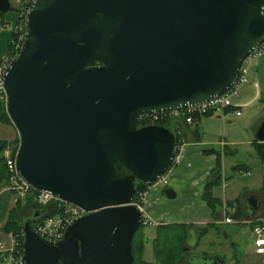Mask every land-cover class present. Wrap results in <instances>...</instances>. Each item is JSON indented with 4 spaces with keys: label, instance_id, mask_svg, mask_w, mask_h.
Returning <instances> with one entry per match:
<instances>
[{
    "label": "water",
    "instance_id": "water-1",
    "mask_svg": "<svg viewBox=\"0 0 264 264\" xmlns=\"http://www.w3.org/2000/svg\"><path fill=\"white\" fill-rule=\"evenodd\" d=\"M263 4L32 0L23 46L4 73L7 111L21 139L18 173L88 213L58 241L32 225L43 209L24 218L22 264H136L137 186L168 171L179 124L138 127V114L225 92L243 58L264 42ZM11 7L0 0V13ZM257 139L264 142V122ZM164 193L176 197L172 188ZM246 201L259 208L256 195Z\"/></svg>",
    "mask_w": 264,
    "mask_h": 264
},
{
    "label": "crops",
    "instance_id": "crops-1",
    "mask_svg": "<svg viewBox=\"0 0 264 264\" xmlns=\"http://www.w3.org/2000/svg\"><path fill=\"white\" fill-rule=\"evenodd\" d=\"M259 70V65H256L252 69V73L250 72V82L243 87L240 97L234 100L235 103L240 105L238 109L242 110L240 116L236 114V108L229 107L207 115L203 114L198 119L195 118L193 123L182 120L176 126L178 133L181 135L178 143L184 147V158L179 165L172 166L170 169L171 179L168 187L175 191L177 204L168 202L164 198V187H161L155 192L159 196V200L149 199L147 201L146 207L151 216H156L160 218L159 220L163 221L161 208L173 205L177 207L178 212L169 215L170 218L174 219L172 223H186L190 229H203L199 227L200 225H198L199 228L195 226L197 225L195 220L187 219L194 218L197 215L194 212L189 217L187 210L197 207H209L202 197V191H204L206 182L210 178L214 179V177H218L220 172L222 183L218 186H222L225 189L228 183H230V179H228V182L226 181L227 178L234 175L246 177L254 174L257 177L255 184L260 183L259 188L252 187L251 189H246L242 193L244 200L240 201V196L236 197V194L232 196L226 190L219 198L215 194L214 187L212 190L214 195L223 203L219 205V211H217V207L215 211L209 207L210 216L213 219L209 221L204 218L200 223L205 224L207 222L208 224L215 222L220 226L225 225V223L217 221L220 216H223L224 203L229 206L235 204L237 206V215L235 217L239 218L235 219L236 222L227 224H238L241 228H247L251 225L247 226L243 220H247L249 217L256 221L264 218V191L261 189L264 180L262 176L264 163H261L255 149V144L260 142L257 139V131L261 123L258 127L257 125L264 115H257L253 110L248 111L250 108L258 106V102L262 100L264 83H262V86V80L256 75L260 72ZM250 112L251 116L245 117L246 113ZM254 115H256V118L252 120L251 117ZM235 117L239 119L240 123L238 125L235 124L238 121H235ZM224 120L226 122L229 120L231 127L228 128L227 124L223 126ZM228 172H232V175L231 173L228 174ZM148 194L150 195V193ZM249 195H256L259 198V208L255 211L250 210L246 203V198ZM209 233L212 234L214 232ZM225 237H228V234H225ZM231 245L236 247L234 241L231 242ZM255 255L258 257L264 256L256 254V252Z\"/></svg>",
    "mask_w": 264,
    "mask_h": 264
},
{
    "label": "built area",
    "instance_id": "built-area-1",
    "mask_svg": "<svg viewBox=\"0 0 264 264\" xmlns=\"http://www.w3.org/2000/svg\"><path fill=\"white\" fill-rule=\"evenodd\" d=\"M17 3L18 21L15 27L16 39L12 40L14 45L7 51L6 55L0 62V99L7 103L8 94L4 86V73L10 64L13 57L21 50L25 39V20L29 11L32 0H15ZM260 9L264 12V4L260 6ZM2 26L0 25V29ZM260 57H264V42L259 44L257 48L251 51L246 57L243 58L241 63L239 74L236 81L231 84L228 89L216 97L210 98L203 103L192 105L177 110L158 111V112H144L139 115L138 126H145L150 124H158L161 121H187L193 123L195 116L214 113L224 108H236V114L240 116L242 110L240 105L235 103L234 100L240 97L243 87L250 82V71L253 62ZM21 145V139L18 143L7 142L1 150V158L5 162L9 171V180L6 183H0V193L10 192L13 193V199L15 204L19 200L26 199L31 189L33 188L29 183L20 177L17 169V159L19 155V149ZM184 147L181 144H177L175 157L169 170L161 175L153 184L161 185V187L169 186V175L172 166L179 165L184 158ZM152 185V184H151ZM151 185H148L146 189H140L137 191L133 200L140 211L142 212V222L145 225H159L154 222L150 212L147 210V201L150 193ZM37 203L41 206L47 205L53 201L56 206V213L53 215H45L39 218L34 225L36 232L42 237L50 241H58L63 238L66 233V229L73 222V220L80 216L87 214L83 208L64 201L63 199L56 197L55 195L39 191ZM237 206L224 203L223 216L217 220L220 223H234L236 218L233 215L236 213ZM246 225L253 224V238L256 254L264 255V218L259 220H252L248 218L243 220ZM24 250L23 234L20 231L9 232L5 239L0 238V264H22L21 258Z\"/></svg>",
    "mask_w": 264,
    "mask_h": 264
},
{
    "label": "rangeland",
    "instance_id": "rangeland-1",
    "mask_svg": "<svg viewBox=\"0 0 264 264\" xmlns=\"http://www.w3.org/2000/svg\"><path fill=\"white\" fill-rule=\"evenodd\" d=\"M10 2H11V6H12L11 9L7 12L0 13V25L2 26V28L0 29V62H1L2 58L4 57V55H6V53L8 51V45L13 38V35L15 33V27H16L17 21H18L17 3L15 0H10ZM256 65H259V67H260V70H259L260 72L256 75L260 80H262L261 81V84H262V83H264V57H260L259 59L255 60L253 62L252 66H251V71H250L251 73H252V69ZM262 86H263V84H262ZM261 97H262V100L258 102L259 105L256 107L254 106V107L250 108V110H248V111L253 110L254 112L257 113V115L258 114L264 115V89H263V95ZM249 116H251V112L246 113V115H245V117H249ZM235 118H236L235 121L238 120L235 124L238 125L240 123L239 119H238V117H235ZM251 118H252V120L255 119L256 115L252 116ZM263 121H264V117L259 120L257 127ZM225 124L228 125V128L231 127L229 120H227V122H226V120H224L222 125L224 126ZM0 139H6L7 142L11 141V142L18 143L20 140V135L18 133L16 126L14 124H4V123L0 122ZM230 173L232 175V172H228V174H230ZM262 176L264 177V172H263ZM170 179H171V175H169V179H168L169 182H170ZM228 179H230V183H228V186L226 189L223 188L222 186H218V185L215 186L214 191H215V194L217 196H219V198L221 197V195L224 194V192L226 190V191H228L227 193H231L232 196L235 194L237 195L236 197L240 196V201H242V200H244L242 197V193L246 189H251L252 187L259 188V185H260L259 182L257 184H255L256 179H257L255 174L252 176H246V177L234 175L232 177L227 178L226 179L227 182H228ZM3 183L4 182H2V184ZM160 188H161V185L152 184L148 200L153 199V200L158 201L159 196H157V194H155V192H157V190ZM37 196H38V194L35 195V198ZM164 196H165L164 198H166V200L168 202H173V204H175V205L177 204L176 203L177 199L168 198L166 195H164ZM24 200H26V199H24ZM36 202H37V198H36ZM52 203H54V202L51 201L48 203V204H50L49 205L50 207L53 206ZM16 204H15L14 199H13V193H10V192L0 193V238L1 239H5L9 232L16 231V230L6 231V229H5V223L9 217L10 210L12 208H14L16 206ZM33 208H34V206L32 204H23L21 215L23 217L30 216ZM219 210H220V206L218 205L217 211H219ZM161 212L163 213V215H162L163 221L159 220L160 218H158L156 216H152L151 220H153L154 222L159 223V224L160 223H168V222L172 223V221H174V219L170 218L169 215H171L172 213H177L178 209L176 206L170 205V206L162 207ZM187 212L189 213V217L192 213L196 212L197 215L194 216V218H187V219L195 220L197 222L196 223L197 225H195L196 227H198V225H200V226L201 225H207V222H205V224L200 223L201 220L204 218H206L209 221H211V219H213L212 216H210V208L209 207H205V208L197 207L195 209H188ZM235 215H237V211L233 215V217H235ZM235 218L239 219L237 217H235ZM244 218H246V217H244ZM155 228H156L155 225H148L145 228V232H144L145 235L147 237H149V239H150L149 243H147V245H146V252H145V258H144V260H146L148 262H155V257L153 254V246L151 243V239H153L156 236ZM251 228H252L251 226L247 227V228H241L240 225H238V224H225V225L221 226V230H219L220 231L219 233H216V231L211 230L210 232H214L215 234L209 233L208 236H206L202 240V242L199 244L198 247H189L188 245H187V247L190 249V251L201 250L203 252L208 253V255L214 254V253L220 254L230 264H264V256L258 257L255 255V251H254L255 247H254V243H252L254 241L253 229H251ZM197 231L199 232V229H197ZM225 234H228V237H225ZM232 241H234L236 243V247L232 246L234 244L231 245Z\"/></svg>",
    "mask_w": 264,
    "mask_h": 264
},
{
    "label": "trees",
    "instance_id": "trees-1",
    "mask_svg": "<svg viewBox=\"0 0 264 264\" xmlns=\"http://www.w3.org/2000/svg\"><path fill=\"white\" fill-rule=\"evenodd\" d=\"M16 39V34L14 33L12 40ZM10 41L8 45V51L13 47L14 43L13 41ZM209 114V113H208ZM207 115V114H205ZM202 115L195 116L196 119L201 117ZM0 122L4 124H14L8 111L7 107L4 101L0 99ZM159 124L163 125H171L172 122L168 121H162L159 122ZM177 126V125H176ZM175 126V127H176ZM177 131V140L178 142L181 139V135L178 133V128L176 127ZM7 141L5 139H0V144L2 147L6 145ZM256 153L261 161V163H264V142H257L255 144ZM221 175L219 172L218 177H214V179H209L204 187L203 192V199L206 201V205H208L210 208H212L213 211L216 210V207L218 205H222V201L217 198L213 193V188L217 185H220L222 183L221 181ZM9 180V171L5 164V162L0 157V183L7 182ZM148 185H145L143 183L138 184L137 190L140 189H146ZM264 191V180L262 184V188ZM39 191L35 189H31V192L29 196L26 198V200H19L18 203L14 208L10 210L9 217L5 223V229L6 231H21L22 232V226H23V220L24 218L31 217L25 216L23 217L21 215L22 211V205L23 204H32L34 208L32 209L31 213L34 214L37 210L43 209V214L39 217L42 218L45 215H53L56 213V206L55 203H52L53 206L50 207V204H47L45 206H41L36 202L35 195L38 194ZM32 225H35L37 222V219H34ZM222 226V225H221ZM221 226L215 222L208 223L204 226H199L202 229L199 230L195 234L196 243L194 244V247H198L199 244L202 242V240L206 237V235L211 231H216V233H219L221 230ZM147 226L141 225L136 233H134V239H133V254H134V260L136 261V264H180L183 263V257H185V254L190 251V249L187 247L189 244L188 238L193 235L192 232H190L189 225L186 223H164L161 225L156 226V236L151 239V243L153 246V254L155 257V262H148L144 260L145 258V252H146V245L149 243V237L145 235V228ZM198 227V228H199ZM189 246V245H188ZM190 247V246H189ZM222 257V263L221 264H230L227 262V260Z\"/></svg>",
    "mask_w": 264,
    "mask_h": 264
},
{
    "label": "flooded vegetation",
    "instance_id": "flooded-vegetation-1",
    "mask_svg": "<svg viewBox=\"0 0 264 264\" xmlns=\"http://www.w3.org/2000/svg\"><path fill=\"white\" fill-rule=\"evenodd\" d=\"M163 125V124H161ZM30 215H33L32 213ZM36 219H39L36 218ZM190 232H192L193 235H191L188 238L189 246L194 247V244L196 243V236L195 234L198 232L197 228L195 229H190ZM195 236V237H193ZM220 254L214 253V254H209L206 252H203L201 250L199 251H188V253L185 254V257H183V263L180 264H216L215 261L218 259V256ZM221 256V255H220ZM212 258L211 260H208Z\"/></svg>",
    "mask_w": 264,
    "mask_h": 264
}]
</instances>
